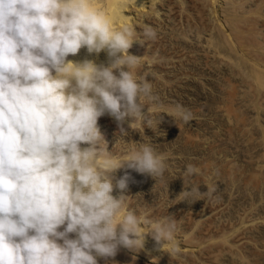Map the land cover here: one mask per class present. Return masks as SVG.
Wrapping results in <instances>:
<instances>
[{
	"label": "clouds",
	"instance_id": "obj_1",
	"mask_svg": "<svg viewBox=\"0 0 264 264\" xmlns=\"http://www.w3.org/2000/svg\"><path fill=\"white\" fill-rule=\"evenodd\" d=\"M111 24L94 0H0V264H98L120 247L142 250L146 233L161 246L175 239L174 217L144 232L146 220L123 212V192L134 182L127 170L157 180L167 164L151 142L122 160L107 149L100 117H112L124 136L126 121L152 123L144 108L158 101L151 83L133 74V29ZM81 49L105 52L107 64L67 59ZM169 116L194 118L181 104ZM197 171L190 164L185 175ZM207 188L181 194L207 201L216 185Z\"/></svg>",
	"mask_w": 264,
	"mask_h": 264
},
{
	"label": "rangeland",
	"instance_id": "obj_2",
	"mask_svg": "<svg viewBox=\"0 0 264 264\" xmlns=\"http://www.w3.org/2000/svg\"><path fill=\"white\" fill-rule=\"evenodd\" d=\"M252 1L247 0L250 4H247L248 7L254 2H261ZM167 2L170 0L166 1V5H169ZM170 3L174 14L169 18L172 22L166 19L163 7V18L155 23L158 30L155 37L160 40L146 38L142 33L136 45H140V48L134 47L136 51L141 49L138 52L144 50V54L147 50L146 60L151 61L146 64L150 69L147 67L141 71L138 68L140 71L133 70V74L138 80L147 79L158 97L151 108L148 104L144 108L145 112H150L152 123L148 125L137 121L129 128L123 125L127 135L121 136L117 122L107 119L102 130L107 149L113 155L127 157L139 143L151 142L156 152L165 156L167 169L157 180L127 170L134 177V182L129 183L123 194L126 196L128 191L133 192L135 199L141 200L147 207L156 205V208L161 204L165 208L177 207L168 210H173L175 216L190 215L194 223L202 218L207 222L213 220L219 229L222 225L231 226L230 230L221 228L226 234L224 237H228L231 230L238 231L236 234L244 230L241 233H246L248 242L246 247H242V253L240 250L232 252L235 256L227 253L219 264H264V80H259L260 75L255 73L249 62L251 55L246 56L251 47L237 43L232 47L223 40L216 20L207 8L196 2L197 5L194 0H185L186 5L177 0ZM216 6L220 8V5ZM263 8L261 11L264 14ZM242 47L249 49L244 51L246 49ZM251 50L250 53L254 55V50ZM241 55H245L247 60ZM151 57L154 58L153 63ZM148 70L151 71L148 73ZM177 104L193 112L192 121L185 124L169 116ZM159 116L163 119L158 124ZM190 164L198 171L191 176L185 175L186 167ZM119 171L123 175L125 169ZM215 185V196L207 201L195 192L187 200L181 194L196 186L200 193H206L207 186L212 188ZM114 191L117 192L114 196L121 195L119 189L115 188ZM187 225L185 221L182 222L178 231L191 230V225ZM221 230L214 236L221 235ZM223 233L219 240L223 238ZM243 259H246L245 262Z\"/></svg>",
	"mask_w": 264,
	"mask_h": 264
},
{
	"label": "bare ground",
	"instance_id": "obj_3",
	"mask_svg": "<svg viewBox=\"0 0 264 264\" xmlns=\"http://www.w3.org/2000/svg\"><path fill=\"white\" fill-rule=\"evenodd\" d=\"M166 1L167 0H94V3L97 7H101V8L105 9V11L108 14V18L112 22L111 26L113 28H123V27L127 26V27L133 29L134 38L136 41L133 42L132 47L128 51H129V54L134 55V56L139 58L138 63H137V67L134 68L133 70L141 69V71H142L143 69L149 68L147 66L148 65L147 63L151 62V61L146 60V58H147L146 55L148 54L147 50H145L146 55L143 53L144 50L138 52L139 50H141V49H139L140 45H138L139 46L138 51H136V48L138 47L136 45L139 43L140 37L142 36L140 34L144 33V30L146 28H151L155 32L158 31L155 28L156 27L155 23H157V20L161 19V17L163 18L162 14H163L164 10H166V13H165L166 15L164 14L166 19H169V18L171 19V17H173V16H171V14L173 13L172 12V6L173 5L170 6V4H172V3H170L171 0H170V2H167V4L169 3V5H166ZM177 1H180L183 5L185 4L184 3L185 0H177ZM194 1H195V3L197 2L203 8H207L211 12V14L213 15V17L215 18L216 23H217V25L215 23V25L217 26V30L222 35L223 40H226L228 43L232 44L233 45L232 47H234V44H235V46H237L238 44L241 46V44H243L242 45L243 47H245L246 45L247 46L249 45V47H251V49H252V50L251 49L250 50L251 51L254 50V55L250 53V50H248L249 54H248V52L247 53L245 52V53H246V56L251 55V58H248L249 62L252 63V67L256 71L255 73L256 74L258 73L260 75V76L257 75V76H259V80L263 81L264 80L263 79L264 78L263 77L264 76V14L262 13L263 11H261V10L264 7V1L261 0V2H257L256 4L254 2L255 5L251 4V6H249V7H248V5H250V4L247 3V0H194ZM251 1L252 0H250V2ZM192 2H193V0H192ZM216 5H220V8H217ZM215 6H216V8H215ZM163 7H164V9L161 13V9ZM173 10H174V8H173ZM200 10H202V9H200ZM220 13L223 14V17L220 16ZM199 14H198V16L200 17L202 15V13H201V15H199ZM204 14H206V13H203V15ZM172 15H174V14H172ZM170 19H169V21H171ZM172 20H174V18H172ZM199 21H201V20H199ZM158 23H159V21H158ZM150 25H153L154 27H152ZM175 28H176V26H175ZM175 28H173V30L177 29V28L176 29ZM173 32H171V33H173ZM155 39H156V37H155ZM157 39H159V37ZM146 40H148V39H146ZM236 43H237V45H236ZM244 44H245V46H244ZM135 46H136V48H134ZM243 47H242V49H243ZM143 49H145V48H143ZM242 49H241V51H243L246 48H244L243 50ZM247 49H249V48H247ZM247 49L244 51H247ZM242 54H244V52H242ZM241 56L244 58L245 55L244 56L241 55ZM85 58L92 59L97 64H100V63L107 64V56H106L105 52H101L98 55H96V54L88 55L86 53L85 49H81V51L75 56L70 55L67 59L70 61H82ZM246 58H244V59H246ZM153 59L154 58H152V63L154 61ZM152 63H150V65ZM139 71H137V72H139ZM150 71L148 70V73ZM137 72H136V74H137ZM263 86H264V84H263ZM262 98H264V97H262ZM107 119H112V121L114 120L112 117H110L108 115H104L98 119V125L101 129V132L103 130V123H105L107 121ZM123 125L126 128H129L130 122L126 121ZM137 126H139V125H137ZM131 145H133V144H131ZM131 145H129V146L131 147ZM84 146H86V145H82V147H84ZM129 146H128V148H130ZM120 148L121 147H119V149ZM113 156L116 159H118L119 157L122 158L121 156H119V157L115 156V155H113ZM123 158L125 159L126 156ZM122 159H120V160H122ZM121 172L119 170L116 171V173H115L116 178H119L120 176H122ZM113 182L115 183V181H113ZM114 192L112 193L113 196L117 193V192H115V193ZM126 196H127V198L125 199L123 212H127L129 210L134 211L138 216H140L142 219L146 220L147 223H145L143 225L144 227L142 228V231H144V232H148L151 230V228H150L151 222L160 221L167 216L173 215L174 219L177 220L176 221V231L177 232L175 233V239L171 243H165L163 246H161V245H158L157 242L153 239V236L151 235V233H146L145 234V246L142 250L133 251L130 249L120 247V249L118 250L115 257L109 258L107 261H105L103 258H98V264H219L220 259L222 257H224L225 254H227V253L232 254V252H238L239 250H240L239 252L242 253L241 252V250H243L242 247H244V245L248 242V239H247L248 237H246V235H245L246 233L245 232H244L245 234L241 233L244 230L243 231L240 230L241 231V232H239L240 234H236V232L238 233V231H232L231 230L232 233L228 237L227 236L224 237L226 234H224L221 230L223 225H222V227L220 226V229H219L216 227L217 225H215L216 223H214L213 220L207 222V220L204 219L203 221L204 222L206 221L204 223L201 220L202 218H199V220L197 219V221H195V223H194L192 216H190V215L184 216V217H182L180 215L175 216L174 213L172 212L173 210H168L171 207L165 208V206L161 203H160L161 205L157 206L156 208H155L156 205L154 207H150V206L147 207V205L142 203L141 200L139 201V199L138 200L135 199L133 192L128 191V193H126ZM163 197H165V196H163ZM160 202H163V201H160ZM214 207L216 208V206H214ZM173 208H171V209H173ZM175 208H177V207H175ZM175 208H174V210H175ZM176 211H178V209H176ZM176 211H175V214H176ZM123 212H122V214H123ZM211 215H212V213H211ZM202 217H205V216H202ZM184 221H185V224L187 223L188 225L189 224L191 225V230L189 229V231L187 230L186 232L185 231L182 232L181 228H180V231L182 232L181 233L178 231V228L180 227V224H182V222H184ZM225 227L227 229H229L231 226L228 228L225 225ZM225 227H223V228L225 229ZM182 229H183V226H182ZM217 229L221 230V232L224 234L223 238H220L221 240H219V236L222 237L221 236L222 233H220L221 235L218 234V236L215 235L216 237L214 236L215 233L219 232V230L217 231ZM60 230H62V228ZM197 230H198V232H197ZM235 230H237V229H235ZM74 235L75 234H70V237L74 238ZM245 247H246V245H245ZM237 255L238 254L236 253V256ZM232 256H235V254L234 255L232 254ZM243 260L245 262L246 259H243ZM221 262H223V260Z\"/></svg>",
	"mask_w": 264,
	"mask_h": 264
}]
</instances>
